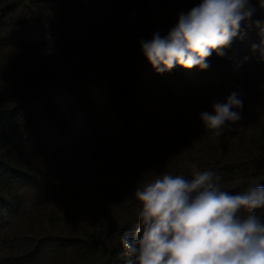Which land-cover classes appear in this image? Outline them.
Returning a JSON list of instances; mask_svg holds the SVG:
<instances>
[{"label": "trees", "instance_id": "obj_1", "mask_svg": "<svg viewBox=\"0 0 264 264\" xmlns=\"http://www.w3.org/2000/svg\"><path fill=\"white\" fill-rule=\"evenodd\" d=\"M198 3L0 0V264H124L137 186L190 162L264 185V9L206 70L158 74L140 50ZM233 91L242 119L213 137L199 114Z\"/></svg>", "mask_w": 264, "mask_h": 264}, {"label": "clouds", "instance_id": "obj_2", "mask_svg": "<svg viewBox=\"0 0 264 264\" xmlns=\"http://www.w3.org/2000/svg\"><path fill=\"white\" fill-rule=\"evenodd\" d=\"M264 0H199L180 12L165 35L159 31L139 41L145 60L156 73L175 66L206 70V58L225 55L242 23H249ZM253 46L264 62V29ZM237 91L199 119L213 137L242 119ZM189 176L163 173L137 186L138 225L119 238L124 264H264V185L232 193L223 190L214 170L188 164ZM259 213V214H258Z\"/></svg>", "mask_w": 264, "mask_h": 264}, {"label": "rangeland", "instance_id": "obj_3", "mask_svg": "<svg viewBox=\"0 0 264 264\" xmlns=\"http://www.w3.org/2000/svg\"><path fill=\"white\" fill-rule=\"evenodd\" d=\"M61 146L64 147V144H62ZM27 149H28L29 151L33 152V153L36 152L33 156H34L36 159L39 158V156H38L39 154L37 153V149L32 148V147H27Z\"/></svg>", "mask_w": 264, "mask_h": 264}]
</instances>
